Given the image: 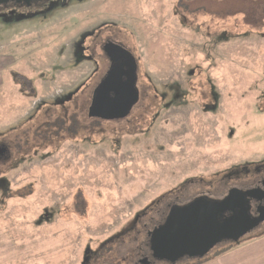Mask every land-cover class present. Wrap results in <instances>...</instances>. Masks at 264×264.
Returning a JSON list of instances; mask_svg holds the SVG:
<instances>
[{
    "label": "rangeland",
    "instance_id": "obj_1",
    "mask_svg": "<svg viewBox=\"0 0 264 264\" xmlns=\"http://www.w3.org/2000/svg\"><path fill=\"white\" fill-rule=\"evenodd\" d=\"M98 34L137 61L140 100L121 120L86 115L108 70ZM0 142V264H80L87 251L89 264H135L150 207L264 160V0L1 9Z\"/></svg>",
    "mask_w": 264,
    "mask_h": 264
},
{
    "label": "water",
    "instance_id": "obj_2",
    "mask_svg": "<svg viewBox=\"0 0 264 264\" xmlns=\"http://www.w3.org/2000/svg\"><path fill=\"white\" fill-rule=\"evenodd\" d=\"M40 0H0L30 3ZM65 1V0H64ZM111 64L92 91L86 115L103 121L126 118L139 100L135 57L119 45H104ZM258 189L230 188L219 198L196 195L182 204L171 205L163 219L147 232V248L155 262L177 264L204 257L223 242H237L264 222V208L253 216L250 202L261 203ZM148 264L147 258L140 260Z\"/></svg>",
    "mask_w": 264,
    "mask_h": 264
},
{
    "label": "flooded vegetation",
    "instance_id": "obj_3",
    "mask_svg": "<svg viewBox=\"0 0 264 264\" xmlns=\"http://www.w3.org/2000/svg\"><path fill=\"white\" fill-rule=\"evenodd\" d=\"M52 1H56L59 3H66L68 0H65V1L64 0H40V1L30 3L29 5H25L24 3L14 2V3H8L6 5H0V10L3 8L11 7V6L18 7V8H22V7H26V6H28V7L40 6L42 4H46V3H49ZM96 40L98 42L97 44L102 48L103 54L106 56L107 66L109 68L111 61H110L109 56L104 52V45L106 43L119 45V46H122V45H120L119 43H117V42H115L109 38H105L103 41H100L101 39L99 37V34L96 35ZM81 47L82 46H80V48ZM136 63H137V61H136ZM140 94L141 93H140V89H139V100H140ZM139 100H138V102H139ZM8 154H9V150H8L7 146L5 145V143L0 142V158H5ZM218 182L220 185L219 187L223 186V188L220 190H214L212 192L211 190L209 191V190H205V189H200L197 192H194V195H192L190 197L188 196L184 199H178V197L176 196L177 197V198L175 197L176 199H173V200L169 199V200H167V202L164 205H161L159 207L155 205L156 207H154V208L150 207V208L155 209L157 211V216H156L157 218H156L155 223L152 226L159 223L163 219L168 208L171 205L182 204V203L186 202L187 200H189L190 198H192L196 195L205 194V195H208L209 197L219 198V197L223 196L232 187L238 188L240 190L258 189L261 192L262 191L264 192V160L259 161V162H254L252 165H250L249 163L241 165L239 168L234 169V171L220 176V178L218 179ZM250 205H251L252 215L257 216L260 214V211L263 210V208H264V200L261 203H258V202H255L254 200H252L250 202ZM145 214H146V212L142 213V215H145ZM136 220H138V218ZM149 220H151L150 217H148L146 219V222ZM262 225H264V222H262L260 224V226H262ZM152 226H150V228ZM146 227H148V225L145 223V228ZM148 230L146 231V238H145L146 244L144 243V247H143L142 251L140 252L141 256L138 257L134 261L135 264H143L140 262V260L143 258L148 259V261H149L148 264L163 263V262H155L150 257V253H149L148 248H147V232H148ZM220 244H222V243H220ZM220 244H218V245H220ZM84 256H85L84 260H82V262L80 264H89V262L91 261V258H93V259L96 258L97 254H95L93 256L89 251H87ZM179 263H177V264H179Z\"/></svg>",
    "mask_w": 264,
    "mask_h": 264
},
{
    "label": "crops",
    "instance_id": "obj_4",
    "mask_svg": "<svg viewBox=\"0 0 264 264\" xmlns=\"http://www.w3.org/2000/svg\"><path fill=\"white\" fill-rule=\"evenodd\" d=\"M188 264H264V235L244 244L232 245L230 249L217 256L211 255Z\"/></svg>",
    "mask_w": 264,
    "mask_h": 264
},
{
    "label": "trees",
    "instance_id": "obj_5",
    "mask_svg": "<svg viewBox=\"0 0 264 264\" xmlns=\"http://www.w3.org/2000/svg\"><path fill=\"white\" fill-rule=\"evenodd\" d=\"M89 118V117H88ZM91 120H97V121H103V120H99V119H96V118H90ZM59 126H65V125H59ZM69 127V126H68ZM58 130H60V129H58ZM62 130L64 131L65 130V127H63L62 128ZM61 132V131H60ZM59 132H57L56 131V134H58ZM220 185H219V182H218V184H217V186H211V189H206V190H211L212 192L214 191V190H220V189H222L223 188V186H221V187H219ZM192 195H194V193H191V195L190 196H192ZM189 196V197H190ZM231 248V246L229 247H227V248H225V249H222V250H220V251H218V252H216L215 254H213V255H215V256H217V255H219V254H221V253H223V252H225L226 250H228V249H230Z\"/></svg>",
    "mask_w": 264,
    "mask_h": 264
}]
</instances>
